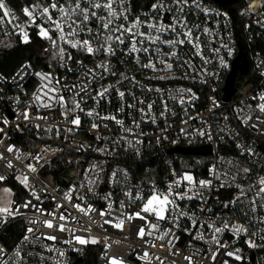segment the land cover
<instances>
[{"label":"built area","instance_id":"2783aa9c","mask_svg":"<svg viewBox=\"0 0 264 264\" xmlns=\"http://www.w3.org/2000/svg\"><path fill=\"white\" fill-rule=\"evenodd\" d=\"M244 1L245 39L253 44L248 49L241 43L230 12L217 3L189 0L180 12L175 0H152L143 7L138 6V0H124L122 8L114 7L126 11L127 20L116 19L113 26L130 27L139 18L142 23L134 31L153 37L159 34L160 41L136 45L148 48V52H132L129 35L121 37L124 43L116 42L119 33L100 29L99 20L73 25L79 35L67 39H89L94 48L113 35L108 43L114 55L103 51L89 55L62 41L54 48L50 40L38 35L39 28L22 11L36 5L35 23L49 28L40 12L50 0L20 7L5 0L10 15L3 17L0 12V53L25 43L26 32L28 42L34 36L43 40L47 56L41 66L23 61L10 75L0 71V175L5 177L0 185L7 184L14 194L9 206L12 214H0V236L7 226L19 223V235L10 243L0 242V264H77L90 251H97L99 264H111L112 258L121 264H189L186 256L191 257V264H264V193H260L264 185L259 183L264 177V152L255 137L264 136V112L259 110L264 104L260 99L264 96V0ZM59 3L65 5V0ZM154 4L160 7L153 9ZM82 7H87L83 0ZM96 12L107 16L103 9ZM176 17L186 20L199 37L198 49L187 43L174 47L166 43L183 29L157 33L147 27L157 22L171 25ZM50 34L58 38L57 32ZM61 47L65 49L64 59L60 57ZM196 51L200 54L195 55ZM172 52L177 55L169 58ZM161 60L172 64V70L160 71L164 67ZM150 62L157 70L142 67ZM101 63L109 71L96 67ZM235 64L234 93L226 100L227 80ZM87 70L93 71L86 75ZM37 74L52 79L42 80ZM85 86L86 91H81ZM49 88L56 90L49 96H63L66 104L44 96ZM104 88L109 89L106 96H97ZM37 95L40 100H36ZM77 101L83 111L75 109ZM25 111L28 120L23 117ZM88 112L93 115L88 116ZM74 115L80 118L79 127L69 122ZM93 123L98 127L94 129ZM17 135H24L32 147H23L16 141ZM9 146L13 152L7 151ZM204 146L210 147V153L172 151ZM36 156L42 158L37 161ZM9 161L12 167L7 166ZM28 164L36 171L29 172ZM245 168L250 171L244 172ZM185 173L196 181L211 180V186L200 188L197 184L187 193L193 199L176 201L179 207L174 206L166 220L158 221L147 213H141L145 220L134 216L141 211L153 185L165 191ZM25 175L29 177L27 188L17 179ZM190 187L184 184L178 190L184 192ZM33 191L39 200L31 195ZM128 192L144 199L126 196ZM68 193L71 201L65 198ZM28 201L31 205L24 207ZM58 204L63 207L58 208ZM75 204L95 211L85 215L73 207ZM100 211L109 214L101 216ZM48 213H55L56 218ZM61 213L65 220H59ZM45 220L57 226L64 224L67 230L47 228ZM121 220L122 227H115ZM226 224L227 229L214 233L215 227L223 229ZM141 227L151 235L141 238ZM234 227L247 232H234ZM165 232L168 235L159 239ZM48 235L57 239L48 240ZM75 236L97 243L80 244ZM249 240L256 246L250 247ZM228 252L241 259L226 255Z\"/></svg>","mask_w":264,"mask_h":264},{"label":"snow or ice","instance_id":"6c2138e0","mask_svg":"<svg viewBox=\"0 0 264 264\" xmlns=\"http://www.w3.org/2000/svg\"><path fill=\"white\" fill-rule=\"evenodd\" d=\"M83 3L87 5V7H82V0H65V5H61L59 3V0H50L49 4L47 7H43L41 12H40V17L44 20L45 23H48L50 25L49 28H45L43 27V24H36V15H35V9H36V5H30L29 7H25L22 9L24 15L26 17H28L31 21L32 24H34L37 28H39V33L38 35L46 40H50L52 42V45L54 48L59 47V43L58 41H62L65 44L70 45L72 48H76V49H80L85 51L87 54L89 55H95L98 52L103 51L104 53L108 54V55H114V51L112 48V45L110 43H108L109 41L113 40V35H108L104 38V43L100 44L99 47L94 48L91 44V41L89 39H83V40H69L67 39L68 36H78L79 33L73 28V25H76L77 27H80L83 24L88 23L89 21L92 20H99L100 21V29L106 31V32H112V33H119V35L115 36V41L119 42V43H124V40L121 39V37L125 34L129 35L132 39L129 41L132 44V52H138V51H144V52H148L149 49L148 48H137L136 45L137 44H144L146 42H150V43H157L158 41H160L161 37L159 34L155 35L154 37L146 34L144 32H136L134 31V29L137 28L138 25H140L142 22L139 20V18H137L130 27H125L124 25H119V26H113L114 25V20L116 19H121L123 18L124 20H127V13L126 11H117V8L114 7V5H119L121 8L124 5V0H103V2H100V0H96V2H93V0H83ZM175 3L177 4L178 8L177 10L180 12H183L184 8L188 6L189 0H175ZM153 9H157L158 7H160V5L158 4H154ZM98 9H103L107 12V16L105 17H101L97 15L96 10ZM0 12H2L3 17H8L10 15V12L8 10V8L6 7L5 4V0H0ZM54 13H58L59 17L57 18ZM69 21H71V23H69ZM106 21V22H105ZM65 27L68 28V31L65 32ZM147 27L155 30V32L157 33H161V31L163 32H167V31H171L173 33H176L177 28L183 29L182 32L177 34V38L173 39V40H169L166 41V43L169 46H176V45H184V44H190L192 45L193 49H198L199 48V44L196 43V41L199 40V37L194 35L192 28L188 27L186 20H182L180 17H176L174 18V22L171 25H164L162 23H152V24H148ZM21 31L23 32V28H21ZM55 31L58 33V38L57 39H53V37L51 36V32ZM89 32H91V29L88 30ZM97 35H99V33H97ZM137 37H139V39H137ZM24 42L27 43L28 42V35L25 32L24 33ZM107 45V46H105ZM64 54H65V49L64 48H60V57L61 59H64ZM195 55H199V51H196L194 53ZM177 55L176 52H172L171 53V57H175ZM68 59H71V57L69 56ZM66 62V61H65ZM159 63L163 64L164 67L162 69H159L160 71H164V70H172L173 65L172 64H168L165 63V61L161 60L159 61ZM223 63V61H222ZM226 66V65H224ZM97 68L103 69L104 71H109V68L101 63V64H97L96 65ZM142 67H146V68H151L152 70H157L156 69V65L155 63H149L147 65H142ZM93 70H87L86 71V75L92 73ZM41 76L42 80H49V82L51 81V77L48 75H42V74H37ZM161 79H163V77H161ZM57 83H59V81H57ZM44 87H47V85H44ZM72 87H76L75 85H73ZM81 91H86V86L85 87H81L80 89ZM55 89L49 88L47 92H44L43 95L47 96L49 100L52 99H59V101L62 104H66L65 102V98L63 96H58V97H52L49 96L48 93L49 92H55ZM109 92L108 88H104L102 91L97 92V96L103 98L106 96V94ZM76 95H79V92L76 93ZM119 95L121 97L124 96V93H119ZM41 97L39 95L36 96V100H40ZM261 100H264V96L260 97ZM50 105L48 104H44L43 107H49ZM151 107V106H149ZM75 109H80V111H83V109L80 108V103L77 101L75 103ZM75 109H70L69 111H74ZM259 110L260 112H264V104H260L259 105ZM65 115V119H68V112L64 113ZM88 116H92L93 113L92 112H88L87 113ZM98 115V114H97ZM23 117L25 120H28L30 118L29 113L27 111H25L23 113ZM38 119H46V117H37ZM103 119H109V117H102ZM110 119H115V117H110ZM249 119H251V117H249ZM260 117H257V120H260ZM70 124L74 125L76 127H79L81 121L79 116L74 115L71 119H70ZM5 124H7V121H4ZM117 123H120V121H117ZM38 127V126H37ZM92 127L95 129L98 127L97 124L93 123ZM253 127H256V125H253ZM72 129H68V131H71ZM3 129H0V132H2ZM201 135H207V133H201ZM101 137H98V139H100ZM209 138L210 135H209ZM13 147L9 146L7 151L8 152H13ZM103 151V150H101ZM18 158V157H17ZM42 157L40 156H36L34 157V159H36L37 161H39V159H41ZM0 159H3L2 154H0ZM8 167H12L11 162L9 161ZM27 168L29 170V172H35L36 168L32 165V164H28ZM244 172H249L250 170L245 168L243 169ZM116 174L113 173V176H115ZM5 179V177L3 175H0V181H3ZM17 179L20 181V183L22 185H24L25 188H27L29 186V177L27 175H25L23 178L17 177ZM90 183H94L93 181H90ZM212 181L211 180H199L196 181L195 178L188 173L183 174L182 176L178 177L174 182L170 183L167 186V189L165 191H159L156 189V186L153 185L152 186V191L150 192V195L147 197L146 201L143 203V206L141 208L140 212H136L134 214L135 217H138L141 220H145L146 216L141 215V213H147L149 215H152L155 217L156 220L158 221H162V220H166L168 219L169 215L171 214V212L174 210V206L176 208L179 207L178 204H176V201L178 200H183V199H193L192 196H189L187 193L189 191H192L196 185L198 184L200 188H206V187H210L211 186ZM259 183L261 185H264V177L260 178ZM187 184V185H191L192 187L188 188L187 191L181 192L178 189L181 188L182 185ZM81 187H85V185H80ZM75 189H73L74 191ZM89 191H91V189H88ZM5 192H9L10 190L8 189H4ZM241 191H243L241 189ZM260 193H264V187H260ZM31 195L34 196L37 200H39V196L36 195V193L33 191L31 192ZM126 196L132 197L133 199H144L143 196H134V194L132 192H128L125 193ZM111 196V193H109V197ZM109 197H106V199H108ZM67 200L71 201L72 199V195L71 193L66 194L65 197ZM80 199H83V197H80ZM29 205H31V201H28L24 207H28ZM32 207H35V205H32ZM57 207H63V205H57ZM73 207H75L79 212L88 215L90 212L95 211V209L89 207H82L80 204H75L73 205ZM182 211V210H181ZM0 214H9L11 215V209L8 207H0ZM109 213L105 212V211H100L99 215L104 216L107 215ZM48 215L53 216V218L55 219V213H48ZM59 220H65L66 217L64 216L63 213H61V215L58 217ZM133 217L130 216L129 219H132ZM33 223H35V221H33ZM105 223H109V221H105ZM195 224V222H193ZM43 224L45 227L47 228H57L58 231L64 232L67 229L65 228L64 224H60V225H55L53 223L52 220H45L43 221ZM123 225V221L121 220L119 224L115 225V227H122ZM151 227L153 229L156 228V225H151ZM228 228V225H225V228H220V227H215L214 228V233H219L224 231L225 229ZM29 232L33 231V229L29 228L28 229ZM234 232H247V229H242L241 227H234L233 228ZM138 235L143 238L145 235H151V232L146 233L145 229L143 227L139 228L138 230ZM168 235V232H165L163 235H161L160 237H158L159 239L163 240L165 238V236ZM215 238V237H214ZM264 238V237H262ZM25 239H27V237H25ZM46 239L51 240V241H55L57 239V237L55 235H48L46 237ZM75 241L80 243V244H87V243H97V241L95 239H91V240H86L80 236H75L74 237ZM169 244H171V241L168 242ZM218 243V242H217ZM247 243L249 244L250 247H255L256 245L252 242V241H247ZM161 247H163V245H161ZM0 251H2V249H0ZM60 255L62 256L63 253H60ZM226 255L228 256H234V258L236 260H240L241 257L240 256H236L234 255L233 252H228L226 253ZM148 257V253L145 252L144 253V258ZM213 258H215V256H213ZM184 259L189 261V264H191V257H184ZM111 264H121L120 261H118L116 258H112L111 260ZM226 264V262H225Z\"/></svg>","mask_w":264,"mask_h":264},{"label":"trees","instance_id":"16d2710c","mask_svg":"<svg viewBox=\"0 0 264 264\" xmlns=\"http://www.w3.org/2000/svg\"><path fill=\"white\" fill-rule=\"evenodd\" d=\"M13 5L20 7L24 4H37L44 3L46 0H9ZM152 0H138V6L143 7L148 5ZM213 3H217L225 7L231 14L232 19L235 23L237 34L241 38V43L246 49H248L253 44H248L245 39L244 26L246 23V17L242 15L241 11L244 5V0H209ZM47 53L44 51V42L40 37L34 36L30 42L18 43L14 47L2 51L0 53V71L6 75H10L15 68L21 64L23 61H29L34 66L43 65L46 59ZM250 71V66L248 68ZM260 149L264 152V136H255ZM16 141L23 145L25 148H31L24 138V135H17ZM39 143V142H38ZM37 145V143H36ZM68 151L75 152L73 148H68ZM149 175V174H146ZM17 187L15 184H13ZM21 196V193H19ZM6 235L9 237L5 242H12V237L15 238L19 235V223H12L5 229ZM11 237V238H10ZM77 264H99L97 251H90L85 257H82L81 261Z\"/></svg>","mask_w":264,"mask_h":264},{"label":"water","instance_id":"95a60500","mask_svg":"<svg viewBox=\"0 0 264 264\" xmlns=\"http://www.w3.org/2000/svg\"><path fill=\"white\" fill-rule=\"evenodd\" d=\"M238 68V64H235L231 74L228 77L227 80V86L225 90V99L228 100L230 96L234 93V81L236 78V70ZM247 68L243 69V72H246ZM183 151L186 153H197V154H208L210 153V147L204 146V147H198V148H177L172 151Z\"/></svg>","mask_w":264,"mask_h":264},{"label":"rangeland","instance_id":"374dc122","mask_svg":"<svg viewBox=\"0 0 264 264\" xmlns=\"http://www.w3.org/2000/svg\"><path fill=\"white\" fill-rule=\"evenodd\" d=\"M225 1V0H222ZM4 189L10 190L9 192H5ZM13 189L9 187L7 184L0 185V207H8L10 206L11 202L13 201ZM5 231L1 236H0V242H4L8 239L6 236Z\"/></svg>","mask_w":264,"mask_h":264}]
</instances>
